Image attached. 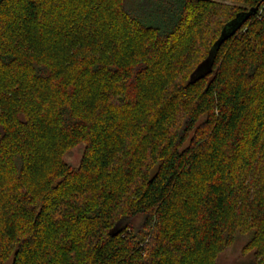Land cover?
<instances>
[{
  "label": "trees",
  "instance_id": "1",
  "mask_svg": "<svg viewBox=\"0 0 264 264\" xmlns=\"http://www.w3.org/2000/svg\"><path fill=\"white\" fill-rule=\"evenodd\" d=\"M225 1L0 0V264H264V2Z\"/></svg>",
  "mask_w": 264,
  "mask_h": 264
},
{
  "label": "rangeland",
  "instance_id": "2",
  "mask_svg": "<svg viewBox=\"0 0 264 264\" xmlns=\"http://www.w3.org/2000/svg\"><path fill=\"white\" fill-rule=\"evenodd\" d=\"M225 8L242 7V4L225 1L222 3ZM225 11V12H224ZM220 16L225 15L224 10ZM54 153L60 154V157L66 165L77 167L79 165L83 149L80 146L74 148H55ZM248 242V236L237 233L232 245L227 247L216 257V264H250L253 261V254L245 250Z\"/></svg>",
  "mask_w": 264,
  "mask_h": 264
},
{
  "label": "water",
  "instance_id": "3",
  "mask_svg": "<svg viewBox=\"0 0 264 264\" xmlns=\"http://www.w3.org/2000/svg\"><path fill=\"white\" fill-rule=\"evenodd\" d=\"M261 2H264V0H260V3ZM258 5L252 9H250L246 13H240V14L236 15L235 19L232 20L230 23L227 24V26H225L223 28V30L221 31L219 39L214 43V49L215 50H217L219 45L224 40H226L227 38L232 36L243 25V23L248 20L249 17H251L252 15H254L257 12ZM200 73H202V71H200Z\"/></svg>",
  "mask_w": 264,
  "mask_h": 264
}]
</instances>
